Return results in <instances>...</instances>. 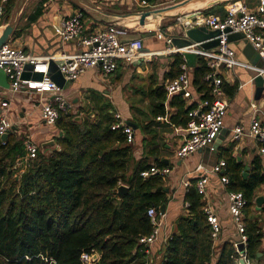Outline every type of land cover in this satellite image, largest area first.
<instances>
[{"label": "trees", "instance_id": "obj_1", "mask_svg": "<svg viewBox=\"0 0 264 264\" xmlns=\"http://www.w3.org/2000/svg\"><path fill=\"white\" fill-rule=\"evenodd\" d=\"M16 1L5 4L7 20ZM227 3L204 12L224 17ZM195 61L191 86L202 94V100L209 99L210 88L204 81L209 69L201 58ZM181 62L180 55H173L167 74L170 80L178 76ZM227 93L232 95L233 89ZM155 97L161 104L154 115H162L166 93L159 91ZM170 105L177 106L178 116L187 117L191 109H183L182 101L172 100ZM75 118L61 113L55 124L59 131L56 149L49 154L39 151L27 165H19L25 156L22 140L14 134L0 139V264H86L80 259L83 253L99 255L93 264H144L138 240L155 227L147 209L160 213L167 203L165 193L157 189L162 180L159 175L141 178L140 173L149 168L141 162L128 174L131 150L124 145L125 136L111 130L113 116L104 113L96 123ZM225 161L227 190L241 192L246 201L242 211L245 253L253 264H261L264 203L259 210L261 221L250 215L255 193L264 184L263 160L253 159L247 177L235 159ZM119 185L128 188L122 199L117 197ZM184 201L186 214L176 219L160 264H212L214 240L202 210V195L194 184L187 188ZM238 259L233 243L226 241L214 264H236Z\"/></svg>", "mask_w": 264, "mask_h": 264}, {"label": "crops", "instance_id": "obj_2", "mask_svg": "<svg viewBox=\"0 0 264 264\" xmlns=\"http://www.w3.org/2000/svg\"><path fill=\"white\" fill-rule=\"evenodd\" d=\"M4 1L7 2V0H0L2 4ZM88 1L106 11L125 14L156 8L178 0ZM240 1L244 2L247 8L252 11L257 5L256 0ZM142 2L145 4L143 5ZM77 10L67 0H27L20 12L15 36L8 43L35 55L58 56L62 53H77L81 49L77 42L62 43L59 32L54 27L60 17H71ZM211 15L219 16L218 14ZM7 21L4 10L0 15V34ZM102 26L103 24L92 19H86L84 20L83 34H90ZM163 31L173 38H180L183 28L177 22L168 24ZM141 32L134 27L123 28L120 38L125 40L143 37L141 40L146 51L165 49L164 43L156 40L154 34ZM140 34L144 35L139 37ZM229 42L230 48L235 52L236 60L251 64L243 54L244 42L240 39ZM172 61L173 56L160 55L150 62L136 60L131 64L119 63L117 69L108 76H104L98 69H91L80 75L76 81L65 82L62 88V93L69 105L67 113L81 120L89 118L93 123H96L104 113L111 116L114 113H119L132 128L133 141L124 143L131 150L128 174L140 162L146 163L149 168L155 167L168 171L164 176H160L162 180L160 188L167 197V203L165 204V213L158 217V237L151 247L150 264H160L165 243L173 232L176 219L186 214L187 204L184 201V196L187 188L192 184L196 185L199 176L202 175L197 170L199 166L209 169L219 160L231 159L232 162V159H235L236 163L242 166L243 174L248 175L253 159L255 157L262 159L259 154V144L255 140L242 138L234 141L232 139L233 128L239 125L248 128L249 122L254 116L264 124V82L261 91L257 94L254 84L255 72L243 67L221 70L220 74L223 80L221 90L223 97L229 102V107L224 118L225 127L215 142V150H199L183 159H178L175 156L178 146L184 139L183 129L186 125L182 124L187 120V117L184 114L178 116L177 106L170 105V103L172 100L174 103L182 101L183 109L188 107L193 109L202 100V94L191 86V98H184L181 94L166 96L162 115L166 112L169 122L157 119L162 115L155 116L154 112L161 103L155 96L159 91L166 93L165 86L171 81L167 74ZM195 62L193 66L188 64L191 79ZM240 85L243 86L239 87ZM0 89L5 93L2 98L9 101V116L15 128V130L11 129L8 135L14 134L24 144L26 141L34 143L44 154H49L56 149L54 139L58 136L59 131L55 125L47 126L42 121L38 104L40 97L26 92L10 94L7 92V88L0 87ZM230 89H233L232 95L227 93V90L230 91ZM251 104L255 105L257 111L251 108ZM173 117L175 120L171 121ZM27 123L30 124L29 127L26 126ZM50 142L53 144L51 145ZM23 165L21 164V166ZM224 173L228 179L227 169ZM184 182H187L189 186L185 187ZM227 186L228 183H221L219 177L210 176L205 187V194L202 196L204 204L210 206L220 223L219 237L214 242L212 264L217 258L222 243L234 242L238 239L235 225L229 213ZM164 189L168 191L166 192ZM258 197L264 198V184L255 193L254 207L250 215V218H257L261 221L259 211L261 207L258 210L255 204ZM261 229L263 233L261 250L264 252V225H261Z\"/></svg>", "mask_w": 264, "mask_h": 264}, {"label": "built area", "instance_id": "obj_3", "mask_svg": "<svg viewBox=\"0 0 264 264\" xmlns=\"http://www.w3.org/2000/svg\"><path fill=\"white\" fill-rule=\"evenodd\" d=\"M5 2L3 4L0 2V15L4 12L3 5ZM256 2L257 5L253 11L240 0L230 2L225 7L226 14L224 17L206 14L200 10L189 11L176 18L178 24L183 28L180 38H187V30L195 28L219 32L213 38L218 41V44L211 49H203L201 44L213 39L200 43L192 42L191 45L181 49L171 47L173 37L163 31L158 21L148 22L142 26H144V32L154 34L156 40L164 43L165 49L161 51L144 50V44L140 38L121 40L120 34L123 28L113 25L103 24L101 28L85 35L83 34L84 15L77 10L73 16L61 19L59 35L64 44L76 41L81 48L80 51L74 54L62 53L58 56H42L7 43L0 48V70L7 78V92L10 94L26 92L39 96L40 117L45 125L54 126L60 114L67 113L69 105L62 93V88L51 78L50 60L61 59L63 64L58 67V72L65 82H73L91 69H98L104 76H108L117 69L119 63L131 64L136 60L150 62L160 55H180L182 62L179 65V74L165 86L166 96L181 94L184 98H191L190 67L184 54H194L196 58H201L209 69V72L204 76V81L210 88V98L201 100L195 108L187 112L188 121L183 129L184 139L178 146L175 156L178 159H183L199 150L214 151L215 142L225 127L224 118L229 107V102L223 97L221 90L223 83L221 70L235 67L247 68L254 71L255 75L261 77L264 82V0H256ZM142 4L144 5L145 2ZM233 34H241L251 45L259 56L261 67L236 60L235 52L229 44V36ZM28 66L32 68L28 69ZM35 75L41 76L35 77ZM251 108L257 111L255 105L251 104ZM113 118L115 122L110 126L111 130L120 131L125 136L126 142H132L134 138L132 128L119 113H114ZM157 119L169 122L166 112ZM12 127L13 122L9 116V101L2 98L0 99V138L8 134ZM242 138L253 139L259 144V154L264 164V124L262 121L254 116L250 120L248 128L241 125L234 127L232 139L238 141ZM24 146L25 156L19 165H27V162L35 159L39 152L37 145L30 141H26ZM197 170L202 175L199 176L195 187L198 194L202 196L205 194V187L210 176L219 177L223 184L228 183L224 173L226 170L225 160H219L209 169L199 166ZM167 173L166 169L150 167L148 170L142 171L140 177L145 179L155 174L164 176ZM183 185L189 186L187 182H184ZM227 197L229 213L238 234V239L232 242L239 254L236 264H239L240 260L243 264H253V261L245 253L247 237L244 233L242 213L246 204L245 198L241 192H229ZM202 210L211 228V238L216 242L220 233L219 220L208 204H204ZM160 215L152 207L147 209V216L155 227L150 235L142 236L138 240V244L142 246L140 251L145 255L144 264L151 262V247L158 237V217ZM240 245L243 246L241 252L238 251ZM94 255L98 259L97 253H83L80 259L86 264H93Z\"/></svg>", "mask_w": 264, "mask_h": 264}, {"label": "water", "instance_id": "obj_4", "mask_svg": "<svg viewBox=\"0 0 264 264\" xmlns=\"http://www.w3.org/2000/svg\"><path fill=\"white\" fill-rule=\"evenodd\" d=\"M26 1L27 0L16 1L10 13L9 19L1 31L0 48L10 41L14 31L16 30L20 12L23 9V6L25 5ZM67 1L70 2L72 5H74L75 7H77L79 11H81L82 13H84L86 16H88L90 19L94 20L97 23L104 25H113L118 28L126 29V28H130L133 25L134 26L143 25L152 21H162V20L172 19L178 17L179 15L187 11H200L219 3L231 2L234 0H181L166 7L150 8L142 11L125 13V14H117L106 11L102 8H99L98 6H96L95 4L91 3L88 0H67ZM62 18L63 17H60L57 20L56 24L54 25L55 29L58 32L61 31L60 22ZM218 34L219 32L217 31H208L205 28L190 29L187 30L186 32L187 38H173L170 46L176 49H181L191 45L192 42L200 43L209 39H213ZM239 39L242 40L245 44V47L243 49V54L248 58V60H250L252 65L261 67L262 64L260 62L259 56L257 55L256 51L243 38L241 34H233L229 36V41L239 40ZM217 44L218 41L213 39L209 42L201 44V47L203 49H211L215 47ZM184 57L190 66L194 65V61L196 59V56L194 54L185 53ZM62 64L63 61L61 59L50 60L49 62V72L51 74V78L60 88H63L65 83L63 77L57 70L58 67L61 66ZM27 68L31 69L32 67L28 66ZM40 76L41 75H35V77H40ZM254 84L256 85V93L258 94L263 87L262 78L256 76L254 78ZM0 87L5 89L8 88L7 78L1 70H0ZM79 119L80 118L78 117L75 118V120H79ZM12 130H15V128L13 127ZM7 137L8 134L2 136L0 139L4 141L7 139ZM50 144L52 145L53 142H50ZM246 175L247 174L244 173L243 177H246ZM157 189L161 190L160 187ZM127 190L128 188L126 186L119 185L116 190L118 199H122L125 193L127 192ZM164 190L166 192L168 191L167 189ZM263 202H264L263 197L256 198L255 204L257 205L258 210L260 209ZM164 213H165V205H162L160 207V214L163 215ZM238 251L240 252L243 251L242 245L238 247ZM96 259L97 257L94 255L93 260L95 261ZM239 264H243L242 260L239 261Z\"/></svg>", "mask_w": 264, "mask_h": 264}, {"label": "rangeland", "instance_id": "obj_5", "mask_svg": "<svg viewBox=\"0 0 264 264\" xmlns=\"http://www.w3.org/2000/svg\"><path fill=\"white\" fill-rule=\"evenodd\" d=\"M179 1H181V0H178V1H176V2H179ZM176 2H172V3H170V4L163 5V6H159V7H166V6L171 5V4H173V3H176ZM204 10H205V9H204ZM187 12H189V11H187ZM187 12H185V13H187ZM185 13H183V14H185ZM181 15H182V14H181ZM181 15H179V16H181ZM179 16H178V17H179ZM176 18H177V17L172 18V19H168V20L158 21V22H159V24H160V27L164 30V28H166V26H167L168 24L177 23ZM132 27L137 28L140 32L143 31V33H146V32H144L145 29H144V26H142V25H135V26L133 25V26H131L130 28H132ZM141 33H142V32H141ZM143 35H144V34H143ZM143 35L140 34L139 37H142ZM141 39H143V37H142ZM4 95H5V93L2 91V89H0V99H1ZM25 99H26V98H25ZM31 122H32V121H31ZM31 124H32V123H31ZM26 126L29 127L30 124L27 123ZM261 264H264V258L262 259Z\"/></svg>", "mask_w": 264, "mask_h": 264}]
</instances>
